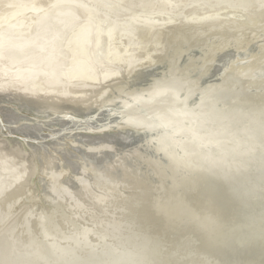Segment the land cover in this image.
Masks as SVG:
<instances>
[{"label": "bare ground", "instance_id": "1", "mask_svg": "<svg viewBox=\"0 0 264 264\" xmlns=\"http://www.w3.org/2000/svg\"><path fill=\"white\" fill-rule=\"evenodd\" d=\"M0 101L35 110L0 120V204L13 191L17 198L41 156L47 199L56 207L65 201L74 218H48L40 208L31 223L26 209L11 239L48 227L41 239H53L45 243L56 264H221L224 253L239 257L235 240L242 255H264V231L244 243L249 236L233 239L239 228L223 217L229 198H264V131L260 145L240 146L220 162L228 177L221 180L217 164L203 163L209 152L193 163L176 151L199 145L207 129L220 135L206 140L222 147L252 109H264V0H0ZM63 151L79 160L80 172L66 181ZM83 216L89 223L78 226ZM196 236L199 246L171 254L175 239L187 247ZM38 249L27 253L39 257Z\"/></svg>", "mask_w": 264, "mask_h": 264}, {"label": "rangeland", "instance_id": "2", "mask_svg": "<svg viewBox=\"0 0 264 264\" xmlns=\"http://www.w3.org/2000/svg\"><path fill=\"white\" fill-rule=\"evenodd\" d=\"M196 1H198V0H192V2H196ZM200 42H203L202 38H201ZM215 72H217V71H215ZM162 93H163L162 96L164 98H167V99H170L171 97L175 98V100H176L175 103H176L177 106L180 107V105H183L184 102H182V101H180L179 99L176 98L177 92H175L174 90H165ZM0 104H1L0 105V111L1 110L3 111V113H0V116H1L0 120L1 121L3 120L2 122H5V119H9V117H10L9 115H11V117L12 116L16 117L17 115L14 112L18 113L19 111H23L22 113L25 114L28 117H33L34 116V111H35L34 109L19 110L18 108H16L17 105H14V103L11 104V106H10V104H8L7 102L4 103L2 101H0ZM5 104H7V105L5 106ZM9 107H10V109H9ZM110 108H113V107L112 106L106 107V109H110ZM113 109H115V108H113ZM16 110L17 111L19 110V111L17 112ZM249 110H251V109H249ZM93 111L95 112L94 113L95 115H97V116L99 115V113L98 114L96 113L98 110L95 111L93 109ZM93 111H91V113ZM260 111H262V112H260ZM12 112L14 113V115H13ZM218 117H220V115H218ZM247 119L248 120H247V122H246V124L244 126H242L243 124H241V123L240 124L237 123L235 125L236 128L233 130V134L234 135L232 136V138L230 140H228V141L226 140L225 141V144L223 145L222 148L218 147L216 150H214V153H213V151H211L209 157H211V160H212L213 164H217V166H219L220 162H224V160L226 159L227 154L229 152L234 151V150H236V153H238V154L241 153V151L237 152V149L240 146H244V147L249 146L250 148H252V145H255L256 143H258V145H260V143L262 141H264V139H262V141L258 142V140L260 139V137H258V136H260L261 131H264V109L262 108V106H260V108L257 107L256 109H252L251 113H250V115H248ZM94 121H96V120H94ZM47 123L51 124L50 127H55L56 126V127L60 128V129L63 127L62 126V122L53 124V123H49V121H48ZM69 126L70 125H68V126L64 125L63 128H67ZM16 134H19V135H16ZM14 135H16L18 137H21V134L19 132H17V133L15 132ZM103 135L104 134L100 135L101 138H102ZM249 136L252 137V139L254 141L253 143L251 141H247L246 137H249ZM262 136H264V134ZM31 138H33V137H31ZM119 144L120 143L116 144L115 146L118 147V148L121 147ZM47 150L46 151L42 150V155H48L49 156L50 153H51V151H50L51 148L47 149ZM251 150H250V152H251ZM63 152L62 153L60 152L59 153L60 155L59 154L58 155L60 156L61 160L63 162H65L64 164H61V165L64 166V168H62V169H65L66 165L69 167L68 168L66 166V169L62 173L63 177H61V179H63V181H66L68 179L67 178L68 175L72 176L76 171L80 172V170L78 169L79 160H77V159H75V157L70 156V155L66 154L65 152L64 153ZM106 153L108 155L112 154L109 151H107ZM62 154H63V156H62ZM20 156H21V154H20ZM36 159H37V162H36L37 163V167L38 166L39 167H38V170L33 174L34 176L33 175L31 176V179H33V180L30 179V181L26 183V187L23 188V190L21 191V193L17 196V198L15 200H14V198L16 197L17 194L13 191L11 193V195L9 196L10 198H8L6 201L4 200V203L0 204V219H1V217H4L5 215H8V217L6 218L7 222L6 221H5L6 223L4 222L5 224H8V221L11 222L10 225L16 223L18 221V219L22 216V211H24L26 209L30 211L29 219H30L31 223H34V221L36 219H39V214H40L41 210H43V211L46 210L45 212H46L48 218H50L49 213H51V215L53 217H55V219H58V218L63 217V216L64 217L67 216V217H69L71 219H74V218L70 217V215H69V213L73 211V208L65 207L64 206L65 203H66L65 201H64L65 203L64 202L62 203V201H60V203L57 202L56 204H58V206L56 207V205H54L56 201H53L54 202L53 203L51 199H47V196L50 195L49 193H47V191H49V188H48L49 182H48V180L46 178L43 179L44 178L43 177L44 174H42V172L39 170L40 167L45 165V162H44V159L41 156L37 157ZM38 159H39V161H38ZM99 159H100V157H99ZM76 160H77V162H76ZM55 168L57 170H60L61 167L59 165L58 166L55 165ZM71 171H73V173H71ZM66 174H68V175L66 176ZM36 179L37 180L39 179L40 181L39 180L37 181ZM33 183H34V185H33ZM223 189L224 188H222L220 191L222 192ZM35 192H36V194H35ZM27 193L29 194V196H28ZM31 195H34V196L32 197ZM261 197H262L261 195L258 196V197L256 196V198L254 197L255 199L253 198L252 200L248 201L247 203H245L244 201L237 202L238 199H236V197H235V199L229 198L227 205L223 208L224 209L223 210L224 211L223 217H225V216L229 217V219H228L229 221L224 222L225 224H229V225H231L233 227H238L239 228L238 232L233 235V239L235 238L234 236H236V237L237 236H243L245 238H246V236H249V237H247L249 239L246 238V241H244V243H247V241H252L253 236H257L256 234L264 231V198H261ZM12 200H14V201L11 204ZM46 200H49V201H46ZM28 201H30V202L28 203ZM38 203H39L38 206L35 205V204H38ZM46 203H48V204H46ZM49 203L51 204V206H49ZM43 204L47 205V206L45 207ZM229 204H231V205H229ZM40 208H41V210H40ZM49 209H50V211H49ZM62 209H64V210H62ZM64 212H65V214H64ZM10 215H12V217H10ZM14 216H17L18 218L16 217L15 219L11 220ZM83 217L84 218H82V219L79 218L77 220L79 222V223L77 222L78 226H82V225L85 224V221L86 222L88 221L87 219H85V216H83ZM232 218H233V220H232ZM14 220H15V222H14ZM231 222H233V223L231 224ZM45 223H46V221H45ZM88 223L89 222H87L86 224H88ZM0 224H1V222H0ZM191 224L192 223H190L189 225H191ZM10 225H9L8 228H6L7 231H4V232H2L0 234V254H1L0 255V264H32L33 260H35V259H37L39 261V264H47L48 261H49L48 264H56L55 263L56 262L55 256L51 254V249L50 248H52V247H50L49 245H47L45 243V242H49V241L52 242L53 239H49L47 241H44V240L41 239L43 234L47 233V231L49 232L48 227H47V229L45 227L44 231H40L41 227L39 228V227L35 226L34 227V229H35L34 233L38 237L37 236L28 235V237L26 238L27 240L26 239L24 240L25 236L23 237V235L20 233V231H15L16 232V233L14 232V235H16V236H14L15 239H13V238L11 239L12 236L8 235V232L14 227L15 224L12 225V227ZM9 228H11V229H9ZM25 228L26 227L23 226V230H25ZM81 233L82 232L79 230L75 234H78L81 237ZM67 234L65 235V238H71V240L76 239L75 234H69V235H67ZM171 234L179 236V234L175 233L174 231ZM11 235H12V233H11ZM47 235H48V233H47ZM263 235H261V236H263ZM19 236L22 237L21 239H23V241H19L18 242L16 240V238H19ZM26 236H27V234H26ZM183 236L185 237V234ZM171 238H174V237H171ZM196 238L197 239H194V241L192 243H190L187 247H184V246H186L184 239H180V240L175 239L174 240L175 243L172 245L173 253H171V254L178 253L179 251L181 252L182 250H184V248L188 249V248H191V247L199 246V243L201 244V242L203 241V238L200 237V236H196ZM239 240H241V239H239ZM56 241L60 242L58 239H56ZM241 241L237 242L235 240V243H233V247H235V252L239 254V257L236 258L235 262H233V260L230 259V257H229L230 253L228 252L229 253L228 255H226L225 253L223 254L224 255L223 260L225 262L223 261L221 264H264V259H263L264 255L263 254L261 256H259L260 258L258 260L254 258L253 253L252 254L249 253L248 255H245V256H244V254L242 255V253H241L242 252L241 251V247H242L241 246V244H242ZM60 244L63 247L65 245H69V242L67 240H65L63 242H60ZM235 244H236V246H235ZM35 245L39 246V249H38V250H40V253H39L40 256L39 257L34 256L33 252H28L27 253V251H32L33 250V246H35ZM86 245H87V243H86ZM87 246L88 247L89 246L93 247L92 245H87ZM168 246H170V244L165 245V249L168 248ZM67 247H69V246H67ZM69 248H72V247H69ZM34 250H35V248H34ZM35 251H37V250H35ZM168 253H170V252H168ZM233 253H234V250H233ZM24 255H25V257H24ZM189 255H192V253L190 254V252H188V251H186L185 254H184L185 257H189ZM252 258H254V259H252ZM80 259H81V264H85V260L83 261V258H80ZM46 260H48V261H46ZM256 261H257V263H256ZM197 262L198 261L196 260V258H194L193 259V264L194 263L199 264Z\"/></svg>", "mask_w": 264, "mask_h": 264}, {"label": "flooded vegetation", "instance_id": "3", "mask_svg": "<svg viewBox=\"0 0 264 264\" xmlns=\"http://www.w3.org/2000/svg\"><path fill=\"white\" fill-rule=\"evenodd\" d=\"M199 104H200V102H199ZM198 104V105H199ZM200 108H198V110H199ZM202 128V126H199V127H197V129L198 130H201V131H205V129H201ZM234 130V129H233ZM233 130L232 131H229V132H233ZM209 132V133H208ZM209 135V137L211 136V137H217V136H219L220 135V133L219 134H217L216 132H215V130H209V129H207V131H206V135H205V137L204 138H202L200 141H199V145H197V146H195V147H191L190 149H188V145L186 144V143H184V144H182L181 145V147L180 146H178V149L176 150L177 151V153H178V156L180 157V159L181 160H184V161H187V160H191V161H193V163H198L201 159H203L204 158V156H205V152H209V154L211 153V151L212 150H216L218 147H221L220 145H217V143L219 142V141H216V140H206V137ZM202 141V142H201ZM223 147V146H222ZM221 147V148H222ZM234 153V151H232V152H229L228 154H227V156H226V158H228V157H230V155L231 154H233ZM187 156V158H185ZM210 156V155H209ZM206 159V162H203V163H208V162H211L212 160H211V157H207V158H205ZM205 159H203V161H205ZM213 163L211 162V167H213V165H212ZM215 170L216 171H214L213 172V175H214V177L216 178V177H219L220 178V180L221 179H223V178H228L227 177V169H225V168H221V167H216L215 168ZM217 174H219V176H216ZM227 187H228V185L227 186H225V184H223V182H221L220 183V186L218 187L219 188V190H221L222 188H224L222 191H224V190H227ZM66 239H64V240H60V242H63V241H65ZM69 240V239H68ZM91 261V260H90Z\"/></svg>", "mask_w": 264, "mask_h": 264}, {"label": "snow or ice", "instance_id": "4", "mask_svg": "<svg viewBox=\"0 0 264 264\" xmlns=\"http://www.w3.org/2000/svg\"><path fill=\"white\" fill-rule=\"evenodd\" d=\"M80 7H84V5H79Z\"/></svg>", "mask_w": 264, "mask_h": 264}]
</instances>
